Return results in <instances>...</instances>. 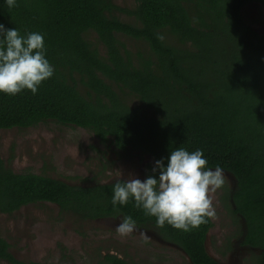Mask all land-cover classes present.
Wrapping results in <instances>:
<instances>
[{
  "label": "trees",
  "instance_id": "obj_1",
  "mask_svg": "<svg viewBox=\"0 0 264 264\" xmlns=\"http://www.w3.org/2000/svg\"><path fill=\"white\" fill-rule=\"evenodd\" d=\"M133 9L112 0H0V23L20 35L38 32L54 68L36 94H0V131L47 122L90 131L119 152L150 156L201 149L208 165L231 173L225 187L235 225L245 222L242 244L264 264V33L242 10L264 0H135ZM124 14L133 19L125 22ZM95 33L105 54L88 36ZM122 36L148 46L134 55ZM134 96L140 107L126 101ZM149 166L146 177L152 173ZM116 183L74 186L33 172L16 173L0 155V213L51 203L62 215L85 221L131 216L136 227L152 228L185 252L192 264H223L207 250L212 218L190 231L158 228L130 199L113 207ZM24 262L0 235V263ZM97 264H133L107 253Z\"/></svg>",
  "mask_w": 264,
  "mask_h": 264
},
{
  "label": "rangeland",
  "instance_id": "obj_2",
  "mask_svg": "<svg viewBox=\"0 0 264 264\" xmlns=\"http://www.w3.org/2000/svg\"><path fill=\"white\" fill-rule=\"evenodd\" d=\"M121 8L133 9L135 0H112ZM244 20L260 34L264 33V10L258 3L242 10ZM125 22H133L119 13ZM89 40L105 54L95 33ZM134 54H149L142 42L120 38ZM126 101L133 107L142 106L132 95ZM0 155L7 168L16 173L33 172L64 181L74 186L108 184L130 177L144 180L150 156L117 151L111 143L102 144L93 133L82 128L47 122L28 129L0 131ZM121 173V176H120ZM224 184L210 193L215 208L211 217L214 227L207 240L208 253L223 264H251L259 251L242 244L245 222L238 228L230 211L224 188H236L234 176L223 171ZM118 219L81 220L62 215L57 205L38 203L25 206L7 215L0 213V235L10 245V252L19 260L39 264H97L107 253L117 254L133 264H192L183 250L165 241L154 229L135 227L119 236L115 232ZM0 264H9L1 262Z\"/></svg>",
  "mask_w": 264,
  "mask_h": 264
},
{
  "label": "clouds",
  "instance_id": "obj_3",
  "mask_svg": "<svg viewBox=\"0 0 264 264\" xmlns=\"http://www.w3.org/2000/svg\"><path fill=\"white\" fill-rule=\"evenodd\" d=\"M4 3L11 9L16 0H4ZM53 74L42 34L30 32L22 36L17 28H6L0 23V94L15 96L24 90L36 94ZM152 173L144 180L117 179L112 187L113 207L124 206L132 199L137 209L155 218L158 228L167 224L185 232L215 216L209 194L223 186V169L219 165L210 167L201 149L190 152L178 147L170 151L166 162L155 161ZM135 227L133 217L123 216L115 232L123 237Z\"/></svg>",
  "mask_w": 264,
  "mask_h": 264
},
{
  "label": "flooded vegetation",
  "instance_id": "obj_4",
  "mask_svg": "<svg viewBox=\"0 0 264 264\" xmlns=\"http://www.w3.org/2000/svg\"><path fill=\"white\" fill-rule=\"evenodd\" d=\"M244 246H245V247H249V246H246V245H244ZM249 248H250V247H249ZM251 249H252V248H251ZM257 251H259V250H257ZM259 252H260V251H259ZM259 252H258V253H259Z\"/></svg>",
  "mask_w": 264,
  "mask_h": 264
}]
</instances>
